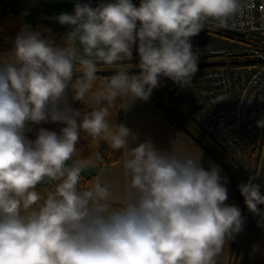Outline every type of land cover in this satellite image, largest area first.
<instances>
[{"label":"clouds","instance_id":"1","mask_svg":"<svg viewBox=\"0 0 264 264\" xmlns=\"http://www.w3.org/2000/svg\"><path fill=\"white\" fill-rule=\"evenodd\" d=\"M240 8L241 0L76 3L73 14L54 17L72 29L65 46L22 27L12 51L0 54V264H216L245 222L225 203L220 167L205 170L150 141L129 148L132 131L109 117L118 99L147 101L161 77L190 87L198 71L191 38L210 23L227 27ZM134 45L137 65L127 63ZM100 65L114 74L98 76ZM69 88L90 111L68 104ZM29 122L66 126L29 140ZM82 131L128 150L130 195L117 198L95 179L81 187L92 162L73 160ZM255 179L238 187L248 210L264 217Z\"/></svg>","mask_w":264,"mask_h":264},{"label":"built area","instance_id":"2","mask_svg":"<svg viewBox=\"0 0 264 264\" xmlns=\"http://www.w3.org/2000/svg\"><path fill=\"white\" fill-rule=\"evenodd\" d=\"M227 23V27L210 23L191 38L198 71L190 87L161 77L157 89L219 149L243 157L253 150L261 129L257 121L264 115V51L229 38L236 34L264 40V0H241L240 10ZM241 53L252 54L247 58L254 63L234 64L243 61ZM128 62L137 65L138 53L133 52ZM132 69L140 71L135 66Z\"/></svg>","mask_w":264,"mask_h":264},{"label":"crops","instance_id":"3","mask_svg":"<svg viewBox=\"0 0 264 264\" xmlns=\"http://www.w3.org/2000/svg\"><path fill=\"white\" fill-rule=\"evenodd\" d=\"M1 1L7 3L12 11L22 14L25 24L30 26V28L41 22L57 38L67 37V34L72 29L70 26L61 25L54 17L61 13L73 14L76 3H87L92 7H96L101 3L109 2V0ZM132 3L139 6L140 0H132ZM133 52H137L135 45L132 49ZM122 100L123 122L134 136V138H129V148H134L139 143L150 141L160 151H172L199 160L205 170H208L212 165H217L185 133L176 129L150 99L143 101L140 99L131 100V97H123ZM127 158L128 150L124 149L123 158L118 163L105 167L92 166L93 168L90 169L89 173L82 174L86 176L95 175L97 180L103 186L109 187L117 198L130 195V176L123 167ZM220 175L227 178L225 186L228 189V199L225 203L239 208L229 177L222 169ZM259 220L261 219H258L257 216L252 217L246 225L243 236L246 241L241 247V255L239 257L241 264H264V217L261 223H259ZM253 232H256V234H253ZM232 247L233 238L227 241L223 251L215 258L216 264H231Z\"/></svg>","mask_w":264,"mask_h":264},{"label":"trees","instance_id":"4","mask_svg":"<svg viewBox=\"0 0 264 264\" xmlns=\"http://www.w3.org/2000/svg\"><path fill=\"white\" fill-rule=\"evenodd\" d=\"M23 26H27L25 24V19L22 14L14 12L11 10L10 6L0 0V54L3 53H10L13 49V42L15 40L16 35L21 31ZM32 31H38L41 33L42 37L45 39L50 40L55 45L58 46H65L66 37L64 38H57L53 36L49 29H47L41 22H38L35 27L31 28ZM229 39L234 40L241 44V46H253L257 47L264 51L263 40L254 39L247 35H234ZM250 53H241V60L234 64H238L241 66L251 65L254 62L249 61L247 57H249ZM233 56V55H232ZM128 63V62H127ZM202 66V65H201ZM211 66H214L211 64ZM102 68L101 71L97 72V75L100 77H110L114 74L112 70L103 69V66L100 65ZM204 67V66H203ZM205 67H210L207 65ZM130 74H138L139 71L129 70ZM79 75L78 73L74 74V79L76 76ZM74 93L72 92L71 88L67 90V101L68 104L76 110L81 111L83 114L86 111H90L85 104L81 101L73 99ZM151 102L155 104V106L161 111V113L175 126L176 129L185 133L195 144H197L209 157H211L214 162L225 172V174L229 177L234 196L237 198L239 203V209L241 210L242 216L245 218L249 214V210L246 207L245 211L243 208L246 206L244 197L241 195L239 185L246 184L249 180L250 176L256 177V172L258 170L259 164L262 161V153L264 150V127H261L260 134L258 140L253 148L252 151L245 154L243 157H237L229 152L221 150L223 152L222 157L220 158L217 156L211 149H208L202 143H200L190 131H188L184 126L182 121L179 119L176 113V109L178 108L174 105L170 100H168L157 88L153 89L151 96L149 97ZM110 120H113L116 124H123V100L122 98L117 101L116 106L112 109V114L109 117ZM264 119V115H263ZM66 125L61 123H53V122H41L40 124H35L29 122L28 124V131H26L25 135L29 140H35L37 137V133L40 128H45L49 131H55L57 134H60V129ZM209 138V137H208ZM210 139V138H209ZM213 142L212 139H210ZM214 143V142H213ZM215 144V143H214ZM216 145V144H215ZM77 148V155L73 157V160L79 158H86L90 159L92 162L89 165L97 166V167H105L110 166L112 164H116L122 160L124 155V150L113 151L111 150L106 142L103 141H94L90 137L87 136L86 133L83 131L81 132V139L76 145ZM96 153H100L102 159H97ZM229 162L232 167L235 169V173L232 169H230L225 162ZM97 180L95 175H83L82 174V181L81 187L88 186L89 182L92 180ZM256 179L253 181L255 183ZM103 186V185H102ZM264 212V210H263ZM244 214V215H243ZM259 223L262 222L263 217L257 216ZM245 222L243 226L245 225ZM256 234V232H253ZM243 236V232H242ZM241 239V231L234 235L233 243ZM235 249L232 247L231 252V264H241L239 260V255L237 252L236 260L235 257Z\"/></svg>","mask_w":264,"mask_h":264},{"label":"rangeland","instance_id":"5","mask_svg":"<svg viewBox=\"0 0 264 264\" xmlns=\"http://www.w3.org/2000/svg\"><path fill=\"white\" fill-rule=\"evenodd\" d=\"M262 42H263V45H264V40ZM128 63H130V62H128ZM130 64H132V63H130ZM132 65H134V64H132ZM132 68H134V67H132ZM132 68H131V70H133ZM176 113H177V116L179 117V119L182 121L183 126L188 131H190L192 134H194L195 138L200 143H202L208 149H211L220 158H224V157H222L223 152H221V149H219L213 142L210 141L208 136L187 116L186 113H184L180 108L176 109ZM225 163L235 173V171H234L235 169L232 167V165L229 162H227V161ZM92 168H93L92 165H89L87 168L84 169L83 173H89L90 169H92ZM255 183L259 184L261 186V194L264 195V159L263 158H262V161L259 164L258 170L256 172V181H255ZM246 207L247 206H245L243 208V211H245ZM258 207L261 209V211L264 209V205H258ZM255 216L256 215L252 214L249 211V214L246 217L245 225L242 227V230H241V239H238L237 241H235L233 243V247L235 249V251H234L235 252L234 260H236L237 252H238V255L240 257V255H241V247L246 241V240L243 239L244 232H245L246 227H247L246 225L250 222L251 218L255 217ZM242 232H243V236H242ZM246 237H245V239H246Z\"/></svg>","mask_w":264,"mask_h":264}]
</instances>
